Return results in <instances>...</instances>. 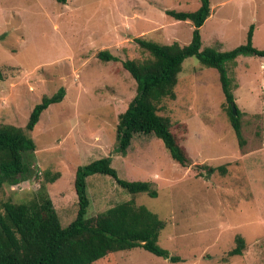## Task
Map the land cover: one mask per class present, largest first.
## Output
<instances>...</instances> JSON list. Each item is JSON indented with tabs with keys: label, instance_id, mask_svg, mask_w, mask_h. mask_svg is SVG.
<instances>
[{
	"label": "rangeland",
	"instance_id": "1",
	"mask_svg": "<svg viewBox=\"0 0 264 264\" xmlns=\"http://www.w3.org/2000/svg\"><path fill=\"white\" fill-rule=\"evenodd\" d=\"M200 0H0V125L25 127L34 107L61 87L66 95L41 114L28 134L36 144L29 178L0 187V205L26 201L45 182L61 224L69 225L79 204L78 167L112 157L119 177L152 181L156 197L132 194L106 174L87 177L95 216L135 200L166 221L159 244L180 261L142 247L110 252L92 264H264V57L240 55L227 61L245 138L240 145L219 71L195 56L183 62L175 99L164 98L159 113L171 118L192 165L176 162L162 139L115 151L117 125L136 94L137 82L123 60L148 58L137 37L162 44L191 42L194 25L166 14L194 11ZM201 27L202 49L226 51L243 44L251 24L254 45L264 49V0H211ZM109 50L119 61L98 57ZM226 165V173L200 174L196 164ZM205 171V170H204ZM204 174V175H203ZM47 174V176H49ZM243 254L229 255L236 236Z\"/></svg>",
	"mask_w": 264,
	"mask_h": 264
},
{
	"label": "trees",
	"instance_id": "2",
	"mask_svg": "<svg viewBox=\"0 0 264 264\" xmlns=\"http://www.w3.org/2000/svg\"><path fill=\"white\" fill-rule=\"evenodd\" d=\"M66 4L68 0H57ZM194 11L166 10V14L177 20H190L194 25L192 40L181 45L175 41L162 44L151 39L137 37L136 42L149 52L144 60H123V67L137 82L136 94L127 109L120 113L117 125V147L115 151L126 154L135 142L142 143L158 137L163 140L172 158L185 167L192 165L191 158L180 144L179 135L171 118L159 113V104L164 98L177 97L176 86L183 62L195 56L203 64L219 71L220 81L226 100L232 126L241 146L245 143L242 131L241 111L234 114L231 101L235 99L232 79L226 62L236 61L240 55L264 57V49L254 45L255 25L251 24L245 43L231 50L219 51L214 47L202 49L201 27L211 15V0H200ZM98 57L103 61H119L120 58L109 50H102ZM3 72L0 67V79ZM66 95L61 87L55 94L44 96L38 103L25 127L14 124L0 125V187L14 185L29 178L32 159L36 150L34 139L29 132L34 130L41 114L51 104L60 102ZM202 175L210 177L216 171L226 173V165L212 166L196 164ZM205 170V171H204ZM112 176L116 183L132 194L148 193L158 195L152 181L127 180L119 177L112 166V157L104 156L77 169L75 189L78 195V212L67 226L61 224L58 212L46 183H53L61 173L47 176L33 198L21 202L5 201L0 205V264H92L110 252L142 247L157 256L180 261L167 248L159 244L161 231L166 221L144 204L130 199L98 213L87 216L91 204L88 196L87 177L96 174ZM203 174V175H204ZM237 245L229 255L243 254L245 238L236 236Z\"/></svg>",
	"mask_w": 264,
	"mask_h": 264
},
{
	"label": "water",
	"instance_id": "3",
	"mask_svg": "<svg viewBox=\"0 0 264 264\" xmlns=\"http://www.w3.org/2000/svg\"><path fill=\"white\" fill-rule=\"evenodd\" d=\"M231 106H232V108H233L234 114H236V113H237V105H236V103H235L234 100L231 101Z\"/></svg>",
	"mask_w": 264,
	"mask_h": 264
}]
</instances>
